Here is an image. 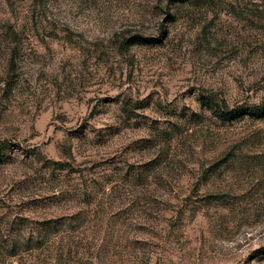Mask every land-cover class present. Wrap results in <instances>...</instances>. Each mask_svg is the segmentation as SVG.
I'll return each mask as SVG.
<instances>
[{"label": "rangeland", "instance_id": "1", "mask_svg": "<svg viewBox=\"0 0 264 264\" xmlns=\"http://www.w3.org/2000/svg\"><path fill=\"white\" fill-rule=\"evenodd\" d=\"M201 95L264 109V0H0V264H264V117Z\"/></svg>", "mask_w": 264, "mask_h": 264}, {"label": "trees", "instance_id": "2", "mask_svg": "<svg viewBox=\"0 0 264 264\" xmlns=\"http://www.w3.org/2000/svg\"><path fill=\"white\" fill-rule=\"evenodd\" d=\"M183 0H181L182 2ZM129 42V41H127ZM126 42V43H127ZM145 42V39H138L135 43ZM199 102L203 107L211 112V114L217 118L221 122H231L237 118H240L244 115H251L256 116L258 118L264 117V109L263 108H244V107H237L230 109L224 102H218L210 97H204L201 95L199 97ZM10 147L6 144H0V157L3 153L9 150Z\"/></svg>", "mask_w": 264, "mask_h": 264}]
</instances>
